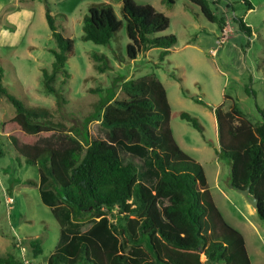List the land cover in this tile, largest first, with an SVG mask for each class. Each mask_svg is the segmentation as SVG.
Masks as SVG:
<instances>
[{"label": "trees", "instance_id": "1", "mask_svg": "<svg viewBox=\"0 0 264 264\" xmlns=\"http://www.w3.org/2000/svg\"><path fill=\"white\" fill-rule=\"evenodd\" d=\"M41 1L56 41V48L51 49L52 69L43 68L42 77L46 91L57 94L53 83L59 73H64V82L70 77L65 66L74 43L58 30L48 0ZM189 1L223 30L226 16L217 14L209 0ZM243 1L253 9L249 0ZM121 12L123 19L110 3L91 5L84 19L83 40L109 45L125 21L130 59L153 48L163 49V59L177 43L174 34L157 35L170 26V18L152 4L122 0ZM234 18L251 36L252 28L244 18ZM94 59L104 61L106 56L94 54ZM96 68L105 71V66ZM2 78L0 67V94L16 108V115L4 122L3 132H19L9 139L28 164L38 166L41 199L61 226L48 264H253L244 235L216 205L203 166L177 143L167 90L155 74L123 82L126 98L107 104L99 116L107 129L106 138L92 139L86 148L61 126L37 121L47 117L48 110L26 107L8 93ZM213 110L217 154L229 163L234 186H250L259 201L256 211L264 220V110L259 109L263 119L256 123L235 101ZM180 117L203 131L190 113L183 111ZM122 146L121 151L144 159L143 170L123 159ZM86 224L90 226L83 231ZM32 246L38 256L39 245ZM0 264L24 262L8 253L0 255Z\"/></svg>", "mask_w": 264, "mask_h": 264}, {"label": "rangeland", "instance_id": "2", "mask_svg": "<svg viewBox=\"0 0 264 264\" xmlns=\"http://www.w3.org/2000/svg\"><path fill=\"white\" fill-rule=\"evenodd\" d=\"M209 1L217 14L226 16L227 32L222 31L228 24L222 30L189 0H175L172 5L165 0H136L138 4H152L167 15L170 26L157 35L174 34L178 41L163 59L162 48L130 59L125 21L109 45L82 38L84 19L91 5L110 3L123 19L122 0H48L58 30L74 43L65 66L70 77L64 82V73L56 76L53 84L58 93L54 94L46 91L42 77L43 68L52 69L51 49L56 48L46 5L41 0H22L35 11L34 20L20 33L18 44L0 43L2 83L11 96L31 110H48L49 115L37 121L61 126L86 148L90 140L106 138L107 129L99 116L107 104L126 98L123 82L155 74L167 90L175 138L203 166L224 218L244 235L252 263L261 264L264 220L243 194L227 184L230 165L217 154L219 141L213 108L235 101L251 121L263 119L259 109L264 110V0H249L251 11L243 0ZM3 2L4 12L17 4L15 0ZM234 17L244 18L254 33L250 36L242 31ZM94 54H104L106 59L96 61ZM96 65L105 66V71L100 72ZM226 95L231 99L226 100ZM183 111L196 117L203 131L183 120ZM15 115V106L0 94V255L13 253L24 264H48L59 242L61 226L52 208L41 199L38 166L28 164L9 139L10 134L19 132H3L4 122ZM121 154L126 162H134L143 170L144 159L125 150ZM218 170L223 192L215 187ZM10 198L14 201L9 202ZM89 226L84 225L82 230ZM31 235L38 239H26ZM32 243L39 245L38 256Z\"/></svg>", "mask_w": 264, "mask_h": 264}, {"label": "crops", "instance_id": "3", "mask_svg": "<svg viewBox=\"0 0 264 264\" xmlns=\"http://www.w3.org/2000/svg\"><path fill=\"white\" fill-rule=\"evenodd\" d=\"M15 4L16 5L14 8H11L9 11L4 12L5 5H4L3 0H0V43L18 44L16 42L19 39L20 33L24 30V28L26 26H30L33 23L34 15H35V11L33 10V8H30V7H27L26 5H24V2H22V0H15ZM248 10L251 11L252 9H248ZM227 24H228V26H226L225 30L222 32L228 31V28H229L228 21H227ZM253 33L254 32L252 31V34ZM214 52H215V50H214ZM216 121H217V119H216ZM171 127H172V125H171ZM172 130H173V128H172ZM217 131H218V125H217ZM173 135H174V131H173ZM174 137H175V135H174ZM176 141L179 144V146L185 151V149L182 147V145L179 143V141L177 139H176ZM218 141H219V139H218ZM205 173H206V171H205ZM216 175H217L216 176L217 179L215 182V187L218 189V192H223V190L220 186V183H219L220 170H218L216 172ZM206 176H207V174H206ZM207 179H208V177H207ZM208 182H209V180H208ZM229 183H230V181L227 182V184H229ZM209 185H210V183H209ZM210 189H211V192H212V195L214 198L213 189H212L211 185H210ZM214 200H215V198H214ZM215 202H216V200H215ZM216 205L219 208V205L217 204V202H216ZM26 239H29L31 241V240L38 239V238H37V235H35V236L31 235L30 237L26 236Z\"/></svg>", "mask_w": 264, "mask_h": 264}, {"label": "water", "instance_id": "4", "mask_svg": "<svg viewBox=\"0 0 264 264\" xmlns=\"http://www.w3.org/2000/svg\"><path fill=\"white\" fill-rule=\"evenodd\" d=\"M229 181H231V176L229 177ZM231 188L237 190L238 192H240L241 194H243L245 196V198L247 199V201L250 203V205L255 208V210L258 209L259 206V201L258 199L251 193V188L250 186H248L246 189H242V188H237L236 186H234L231 182H230Z\"/></svg>", "mask_w": 264, "mask_h": 264}, {"label": "built area", "instance_id": "5", "mask_svg": "<svg viewBox=\"0 0 264 264\" xmlns=\"http://www.w3.org/2000/svg\"><path fill=\"white\" fill-rule=\"evenodd\" d=\"M13 201H14V199H13V198H10V199H9V202H13Z\"/></svg>", "mask_w": 264, "mask_h": 264}]
</instances>
